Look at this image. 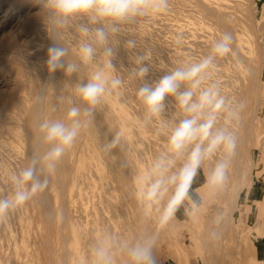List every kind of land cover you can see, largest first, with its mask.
Segmentation results:
<instances>
[{
  "label": "rangeland",
  "instance_id": "374dc122",
  "mask_svg": "<svg viewBox=\"0 0 264 264\" xmlns=\"http://www.w3.org/2000/svg\"><path fill=\"white\" fill-rule=\"evenodd\" d=\"M169 3L166 13L124 27L117 37L120 43L112 61L114 69L125 73L132 67V53L123 47L128 37L137 41L139 50L151 49L154 67L150 79L157 80L164 70L208 52L221 33L230 30L235 55L219 60L217 78L223 92L244 108L236 125L238 145L229 170V186L216 201L229 213L222 238L209 243L204 236L207 216L193 223L182 209L176 213V223L160 233V264H264L260 255L264 235L248 233L264 222V0ZM177 37H181L179 44ZM61 39L74 47L72 33L62 34ZM53 42V33L35 0H0V192L8 188V174L27 164L26 118L30 109L38 106L40 117H63L65 98L73 94L78 80L75 74L48 72L47 48ZM136 88V82L125 76L122 94L107 99L95 112L93 124L69 150L71 203L64 207L56 199L51 228L44 220L41 195L16 211L8 222L0 223V264H72V258L85 253L88 239L101 228L125 235L140 231L134 177L162 151L166 137L160 131V121L141 126L143 106ZM109 100L116 107L114 117L108 112ZM122 114L131 123L132 144L121 132ZM173 114L169 103L162 119L170 123ZM116 131L123 134L125 148L114 160L102 146ZM95 152L101 161L98 167L90 165L96 159ZM206 173L207 167L193 184L195 193L205 198ZM55 185L50 181L51 191L60 195ZM143 227L151 230L155 225Z\"/></svg>",
  "mask_w": 264,
  "mask_h": 264
},
{
  "label": "clouds",
  "instance_id": "9594fccd",
  "mask_svg": "<svg viewBox=\"0 0 264 264\" xmlns=\"http://www.w3.org/2000/svg\"><path fill=\"white\" fill-rule=\"evenodd\" d=\"M35 3L41 7L54 37L47 48L48 72L75 74L78 80L73 94L66 98L64 116L39 118L36 147L27 165L8 174V188L0 192V223L8 222L16 211L48 190L65 154L93 124L95 112L109 97L122 94L126 76L137 85L136 96L143 106L141 126L160 121L166 144L134 177L140 231L125 235L101 228L88 239L85 253L72 258V264H160V233L176 223V213L181 209L193 223L207 216L205 239L218 242L229 222V213L216 201L229 186V170L238 145L236 125L244 108L243 103L223 92L217 78L219 60L235 55L233 34L221 33L208 52L166 69L159 79L151 80V49L139 50L134 38L123 42V47L132 53V67L125 73L114 69L112 61L120 43L117 37L125 26L166 13L169 0ZM66 32L72 33L74 47L61 39ZM176 42L181 43V37ZM169 103L174 108L170 123L162 119ZM124 148L120 131L102 146L114 160ZM123 163L127 165V161ZM205 167L206 198L193 189ZM149 223L155 228L143 227Z\"/></svg>",
  "mask_w": 264,
  "mask_h": 264
},
{
  "label": "bare ground",
  "instance_id": "6f19581e",
  "mask_svg": "<svg viewBox=\"0 0 264 264\" xmlns=\"http://www.w3.org/2000/svg\"><path fill=\"white\" fill-rule=\"evenodd\" d=\"M218 5V4H217ZM222 5V4H221ZM214 7V6H213ZM218 11H220V9H218ZM222 11V10H221ZM222 13V12H221ZM220 13V14H221ZM219 15V14H218ZM225 15V14H224ZM221 18V20L224 18L219 16V19ZM226 20V19H225ZM221 23H223V21H220ZM230 22V21H229ZM229 22H224L227 24H230ZM224 25V24H223ZM225 25V26H226ZM231 25V24H230ZM229 25V26H230ZM228 26V25H227ZM226 26V27H227ZM232 26V25H231ZM230 28V27H229ZM227 29V28H226ZM232 29V28H231ZM230 31V30H229ZM53 41V39L51 40ZM51 44V43H50ZM63 72V71H62ZM58 73V72H57ZM255 73V72H254ZM61 75V74H59ZM63 75V74H62ZM253 75V74H252ZM255 75V74H254ZM51 76V75H50ZM55 77V75L53 76ZM62 77V76H61ZM76 77V76H74ZM52 78V77H51ZM57 78V77H55ZM73 77H71V80H72ZM50 79V78H49ZM53 79V78H52ZM77 79V78H76ZM252 79H255V78H252ZM54 80V79H53ZM61 80V79H60ZM53 82V81H52ZM74 82V81H73ZM50 83V82H49ZM47 85V84H46ZM60 85H61V82H60ZM51 86V85H50ZM53 86V85H52ZM55 86V84H54ZM53 86V87H54ZM58 86V84L56 85ZM45 88V87H44ZM65 88V87H64ZM69 88V87H68ZM56 90V88H54ZM56 92H58L56 90ZM54 92V93H56ZM40 93V92H39ZM38 93V94H39ZM41 94V93H40ZM57 94V93H56ZM67 94V93H66ZM38 96V95H37ZM44 96V95H43ZM56 96V95H55ZM42 97V96H40ZM66 97V95H65ZM45 98V97H43ZM55 98V97H53ZM66 99V98H65ZM42 100V99H41ZM44 100V99H43ZM55 100V99H54ZM56 101V100H55ZM42 102V101H41ZM44 102V101H43ZM35 103V101H34ZM106 103V102H105ZM37 104H38V101H37ZM55 104V103H54ZM107 104V103H106ZM108 105H109V111L111 116L114 117V103L111 102L110 100L108 101ZM34 107V105H33ZM32 107V108H33ZM38 106L35 105V107L33 109H30L29 111V115H27V118H26V131H27V148H28V151H27V155H26V160L28 163V157H30V155L32 154L34 148L36 147V142H37V131H36V125L38 123V120L40 118V114L39 113L41 110L40 109H37ZM40 108V106H39ZM42 108V106H41ZM44 108V107H43ZM56 108V106H55ZM59 108V107H58ZM39 110V111H38ZM57 110V109H56ZM57 112V111H56ZM54 115V114H53ZM98 115V114H96ZM60 117V115H59ZM100 117V116H99ZM120 117V116H119ZM58 118L57 117H54V119ZM102 119V117H101ZM121 132H123L127 138V140L129 141V144H132L133 142V138H132V131H131V123H129L128 121V118L126 116V114H122L121 115ZM108 128V127H107ZM106 131H108V129H106ZM115 131V130H114ZM1 132V131H0ZM107 133V132H106ZM110 134V133H109ZM107 135V134H106ZM26 137V136H25ZM108 137V135H107ZM112 137V133L109 135V139H111ZM83 143V142H82ZM87 149V148H86ZM27 150V149H26ZM80 151V150H79ZM77 153V152H76ZM99 153L95 152L93 154L94 157H96V159L93 160V162L90 163V165H94L95 167H98L101 163L100 161V157L98 155ZM72 155V154H71ZM101 155H102V152H101ZM74 160V159H72ZM76 162V161H75ZM27 165V164H26ZM70 165L72 166V163L70 164V151H68L62 162L60 163L59 167H58V170L57 172L51 177V180L52 183L54 182L56 185V187H58L59 192H60V195H55L52 191H51V188L50 185H49V188L46 192H44L43 194H40L41 197H42V208H43V211H44V220H46V223L48 224V227L51 228V224L54 222V217H55V213H56V210H55V207H54V202L56 201L57 198H59V200L61 201L62 205L61 206H64L65 204H69L71 203V198H70V193H72V190L71 188L69 187L68 185V181L70 180L69 179V175L71 173V169H70ZM114 165V164H112ZM91 166V168H92ZM123 166V163L121 164V167ZM94 167V168H95ZM125 167V166H124ZM72 168V167H71ZM124 170H126L124 168ZM126 172V171H125ZM71 177V175H70ZM60 196V197H59ZM70 205V204H69ZM68 206V205H67ZM66 207V206H64ZM66 209V208H65ZM182 210V209H181ZM47 227V228H48ZM48 228V229H50ZM51 230V229H50ZM248 233L250 235L254 234L255 236H261V235H264V222H260L256 227H251L249 230H248ZM195 241V240H194ZM259 259V258H258ZM257 260V259H256ZM260 260V259H259ZM258 263V261L256 262V264Z\"/></svg>",
  "mask_w": 264,
  "mask_h": 264
},
{
  "label": "crops",
  "instance_id": "0c3cea01",
  "mask_svg": "<svg viewBox=\"0 0 264 264\" xmlns=\"http://www.w3.org/2000/svg\"><path fill=\"white\" fill-rule=\"evenodd\" d=\"M260 253L261 257L264 258V252L261 250Z\"/></svg>",
  "mask_w": 264,
  "mask_h": 264
}]
</instances>
